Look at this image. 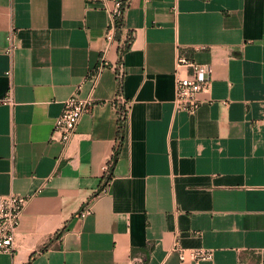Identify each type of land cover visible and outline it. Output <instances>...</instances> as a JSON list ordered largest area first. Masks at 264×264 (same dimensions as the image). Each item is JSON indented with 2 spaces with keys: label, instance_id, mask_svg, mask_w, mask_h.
<instances>
[{
  "label": "crops",
  "instance_id": "obj_1",
  "mask_svg": "<svg viewBox=\"0 0 264 264\" xmlns=\"http://www.w3.org/2000/svg\"><path fill=\"white\" fill-rule=\"evenodd\" d=\"M123 1L129 108L100 188L117 146L109 13L85 0H0V194H34L0 264H195L180 262L176 241L213 252L198 264H264V0ZM178 55L212 68L193 114L174 107ZM98 69L95 103L63 150L54 119Z\"/></svg>",
  "mask_w": 264,
  "mask_h": 264
},
{
  "label": "built area",
  "instance_id": "obj_2",
  "mask_svg": "<svg viewBox=\"0 0 264 264\" xmlns=\"http://www.w3.org/2000/svg\"><path fill=\"white\" fill-rule=\"evenodd\" d=\"M88 3L97 4L105 9L110 15V26L106 34L107 43L113 42L115 39L116 21L124 14L127 1L123 0H85ZM124 32L119 46L122 45L126 37ZM127 38V37H126ZM16 32L13 27L9 28L6 36L5 52L11 55L16 49ZM102 66V64H101ZM180 69H184L185 73L180 74ZM122 70V68H121ZM100 70L88 76L90 88L85 95L79 93L69 96L63 102L61 113L54 119L52 134L57 136L63 150L67 147L73 136L77 132V127L82 116L88 113L95 103L94 91L97 85ZM176 78H175V95L174 107L177 111H183L193 114L197 111L202 103L201 95L209 92L212 84V68L209 64L201 63L193 58L178 55L176 59ZM119 103L124 106L126 111L129 108L128 102L118 95ZM3 102L13 104L12 89L9 88L7 94L3 98ZM63 154H61L62 156ZM111 159L105 166V172L111 165ZM108 182V181H107ZM34 195V194H33ZM33 195H23L17 193L0 194V253L12 254L15 251L16 230L20 224L21 216ZM91 213V203L87 202L79 211L80 217H85ZM174 248L178 254L180 262L192 261L198 264L204 260H211L213 252L203 247L183 248L178 241L175 242Z\"/></svg>",
  "mask_w": 264,
  "mask_h": 264
},
{
  "label": "trees",
  "instance_id": "obj_3",
  "mask_svg": "<svg viewBox=\"0 0 264 264\" xmlns=\"http://www.w3.org/2000/svg\"><path fill=\"white\" fill-rule=\"evenodd\" d=\"M128 5V4H127ZM125 5V9L127 7ZM124 9V11H125ZM123 29H124V14L121 18H119L116 21L115 24V39L118 42H121L122 40V34H123ZM126 37L124 38L122 45L118 46L117 48V54H118V61H117V67L115 68L116 71V95H122L123 92V78H124V72L121 70L122 64H123V55L124 53L130 49L131 43L133 41V32L127 30L126 31ZM116 108H117V128H116V138H117V146L114 148L113 153L111 155V165L109 166V169L107 172H105L102 176L101 180V185L100 188H102L107 181L111 178L112 176V170L113 166L117 160L118 157V152L120 149V146L123 143L124 140V132H125V124H126V111L124 110V106L120 103H116ZM61 234V231L56 233L55 236H59ZM33 255L31 256V258ZM30 258V259H31Z\"/></svg>",
  "mask_w": 264,
  "mask_h": 264
}]
</instances>
